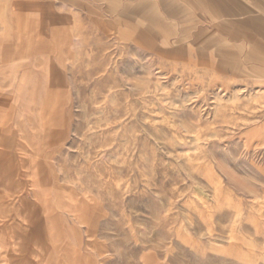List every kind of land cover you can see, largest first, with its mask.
<instances>
[{
	"label": "rangeland",
	"instance_id": "rangeland-1",
	"mask_svg": "<svg viewBox=\"0 0 264 264\" xmlns=\"http://www.w3.org/2000/svg\"><path fill=\"white\" fill-rule=\"evenodd\" d=\"M230 3L0 0V125L42 182L0 200V264H264V0Z\"/></svg>",
	"mask_w": 264,
	"mask_h": 264
},
{
	"label": "crops",
	"instance_id": "crops-1",
	"mask_svg": "<svg viewBox=\"0 0 264 264\" xmlns=\"http://www.w3.org/2000/svg\"><path fill=\"white\" fill-rule=\"evenodd\" d=\"M214 2H217V0H213ZM230 3V0H225ZM233 3V2H232ZM230 3L232 8L236 9V5L233 3ZM233 9V10H235ZM240 11H243V7H239ZM137 13L142 15L143 18L151 20L152 24L159 28V30H168V27L164 22H159L153 19L152 16L147 15V11L145 8L138 9ZM129 14V13H128ZM147 15V16H146ZM153 27L149 29L150 32H152ZM17 53L11 48V47H2L0 48V71L7 69L11 65V59L13 55H16ZM39 58V57H38ZM37 59V58H36ZM41 59V58H40ZM7 78L6 75L0 74V87L2 86V79ZM18 128V127H17ZM28 134H32V132H22L18 128V132L15 131L12 127L8 126H1L0 125V200H3L4 208H11L13 207V202L11 200L17 199L20 196H23L25 184H30V187H32L33 193L31 196L35 199L38 195L42 193V187H37V183L41 182V178L36 181L33 176L28 174V176H23L18 173V167L17 164H13V155L12 152L14 150H17V135L20 140V157L27 158L28 160L33 158V155L31 152L29 153L28 150H34V144L32 141V138L28 137ZM25 137V138H24ZM16 160V158H15ZM46 189H49V185L45 186ZM0 204H2L0 202ZM17 209V205H14ZM20 209V207H18ZM19 214H22L24 212L18 210ZM8 213L7 210L0 211V220L3 219V214ZM11 213V212H9ZM9 226L5 228H0V231L2 230H10ZM52 229V227H51ZM15 242L13 241L12 234L9 232H0V247L6 252L8 249L11 251H15ZM38 250H34L33 254H36L35 257L39 259Z\"/></svg>",
	"mask_w": 264,
	"mask_h": 264
},
{
	"label": "bare ground",
	"instance_id": "bare-ground-1",
	"mask_svg": "<svg viewBox=\"0 0 264 264\" xmlns=\"http://www.w3.org/2000/svg\"><path fill=\"white\" fill-rule=\"evenodd\" d=\"M25 138V137H24Z\"/></svg>",
	"mask_w": 264,
	"mask_h": 264
}]
</instances>
